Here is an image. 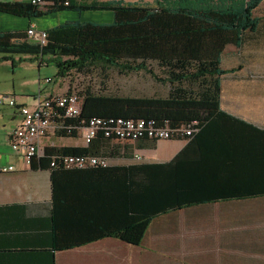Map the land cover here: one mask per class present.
<instances>
[{
	"label": "trees",
	"instance_id": "obj_1",
	"mask_svg": "<svg viewBox=\"0 0 264 264\" xmlns=\"http://www.w3.org/2000/svg\"><path fill=\"white\" fill-rule=\"evenodd\" d=\"M263 5L264 0H112L89 5L53 0L45 6L0 2V12L24 17L69 9L114 12L110 23L68 20L52 27L46 31L45 44L30 41L27 31H0V53L22 54L33 60L48 57L58 69L57 77L66 80L74 73L115 68L121 74L144 72L169 88L163 97H130L102 94L88 86L78 94L82 100L79 114L59 118L53 135L56 138L79 137L92 119L101 121L88 147L48 144L44 155L31 162L34 168L51 170L59 247L70 248L75 243L68 236L64 241L59 228L57 233L56 203L62 202L66 187L63 175L86 172L101 176L115 171L110 158L119 155L116 148L123 142L114 135L107 136L104 128L115 125L118 119H143L161 128L184 126L191 133L170 138L188 141L171 161L132 167L144 169L148 179L145 189L133 192L135 214L121 229L99 237L139 245L157 215L199 203L264 196V128L229 114L220 105L223 76L243 67L225 69L223 54L228 46L244 48L248 35L259 34L264 12L258 15L257 10ZM154 63L156 68L151 65ZM66 93H72L71 89ZM60 115L64 116L62 111ZM144 140L160 139L141 137L135 141ZM81 154L106 157L109 163L83 168L66 165L65 158ZM194 165L208 169L198 173Z\"/></svg>",
	"mask_w": 264,
	"mask_h": 264
},
{
	"label": "crops",
	"instance_id": "obj_2",
	"mask_svg": "<svg viewBox=\"0 0 264 264\" xmlns=\"http://www.w3.org/2000/svg\"><path fill=\"white\" fill-rule=\"evenodd\" d=\"M109 1L112 0H71L74 4L87 5ZM123 1L152 3L154 0ZM0 2L28 3L30 0ZM95 11L100 15L89 16L92 10L70 9L34 17L0 12V31L26 32L35 27L41 32L68 20L101 24L113 21V11ZM29 40L38 42L36 38ZM0 54L2 59L9 56ZM37 60L39 81L41 66L53 61ZM222 64L225 69L240 64L243 67L223 76L221 107L264 128V25L259 34L248 35L244 48L228 46ZM4 76L0 75V168L14 166L15 169L0 171V264H264V196L199 203L157 215L139 245L111 236L99 237L103 232L121 229L135 214L133 192L145 189L148 179L144 169L132 167L171 161L188 143L184 139H170L173 142L162 146L164 149L158 148L164 141L161 139L123 142L116 148L119 155L110 158V164L116 168L111 175L64 174L65 194L62 202L56 203L57 233L59 228L64 241L68 236L75 243L70 248L59 247L55 240L51 170L34 168L12 150L9 131L21 122V115L2 96L14 97L20 105H34L37 96L63 94L70 87L66 78L56 77L48 82L52 87L39 86L36 91L21 83L7 84ZM34 80L35 77L29 83L33 85ZM245 88L250 91L246 92ZM27 89L31 92L27 93ZM57 139L63 142L56 146H78L79 137ZM73 139L75 144L66 142ZM195 169L205 173L208 167L194 165Z\"/></svg>",
	"mask_w": 264,
	"mask_h": 264
},
{
	"label": "built area",
	"instance_id": "obj_3",
	"mask_svg": "<svg viewBox=\"0 0 264 264\" xmlns=\"http://www.w3.org/2000/svg\"><path fill=\"white\" fill-rule=\"evenodd\" d=\"M31 3L39 6H45L52 3L53 0H30ZM68 4V1H65ZM29 38L38 39V43L45 44L47 40V32H38L35 27L27 29ZM50 82L51 79L46 80ZM9 105L17 107L21 115V122L9 131L8 142L13 151L19 153L27 163H31L33 159L44 155L46 139L54 137V130L58 124L59 118L72 117L79 114L82 109L81 97L76 93L48 94L46 96L39 95L35 98L34 105H20L17 99L9 96H2ZM63 115H60V112ZM101 121L92 119L90 125L81 129L78 140V146L86 148L91 141L94 140L99 130ZM107 136L114 135L118 141H135L141 137L149 139L168 140L173 137H180L191 133L186 127L161 128L148 124L145 120L118 119L115 125L104 128ZM66 165L81 166V168L99 164L106 166L109 161L106 157H97L91 155H77L65 158ZM54 166V163H52ZM14 166L1 167L0 171L7 172L14 170Z\"/></svg>",
	"mask_w": 264,
	"mask_h": 264
},
{
	"label": "rangeland",
	"instance_id": "obj_4",
	"mask_svg": "<svg viewBox=\"0 0 264 264\" xmlns=\"http://www.w3.org/2000/svg\"><path fill=\"white\" fill-rule=\"evenodd\" d=\"M89 16L100 15L96 14L95 10H92ZM101 11V10H100ZM259 13L264 12V5L261 10H257ZM99 17V16H94ZM103 17V16H102ZM100 18V17H99ZM0 75H5L4 79L7 84L28 85L30 89L38 90L39 86L42 88L52 87V83H48V78L55 79L57 77V67L53 62L41 66L40 79L38 81V60L28 59L22 54H15L8 56V58L2 59L0 54ZM48 57H45L47 61ZM156 68V63L151 64ZM257 67H255L256 71ZM35 77L33 85L29 83V80ZM67 83L72 92L79 94L83 89L85 90L88 86H92L94 91L102 94H115L117 96H167L169 88L154 82L153 79L145 74L144 72L121 74L115 68L100 70V68L94 69L92 72L82 74L74 73L72 76L67 77ZM30 89H27V93H30ZM246 92L249 90L245 88ZM250 91V90H249ZM62 93V92H61ZM17 97V96H16ZM239 106V105H237ZM170 140V139H169ZM164 140L158 144V148L164 149L162 146H166L173 141ZM63 140H59L56 137L46 139L45 144L58 145ZM71 144H75V139L67 140Z\"/></svg>",
	"mask_w": 264,
	"mask_h": 264
}]
</instances>
